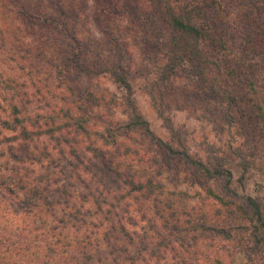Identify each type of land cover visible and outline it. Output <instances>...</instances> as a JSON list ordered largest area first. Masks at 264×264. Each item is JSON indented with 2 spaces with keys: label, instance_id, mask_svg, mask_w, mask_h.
<instances>
[{
  "label": "rangeland",
  "instance_id": "1",
  "mask_svg": "<svg viewBox=\"0 0 264 264\" xmlns=\"http://www.w3.org/2000/svg\"><path fill=\"white\" fill-rule=\"evenodd\" d=\"M57 1L28 0L27 3L31 9L41 5L61 12L69 23L68 30L76 27L78 34H59L48 25L16 15L5 20L1 9L16 7V3L9 6L11 0H0L2 135L13 132L4 129V120L16 125L9 107L11 102L24 107L19 116L29 127L36 123V127L45 128L63 118L57 114L64 102L75 101L81 106V112L89 117L93 137L100 138L98 135L102 132L106 138H117L115 145L105 147L110 157L120 156L128 161L135 157L130 168L132 176L152 179L161 185V193H136L118 202L116 197L124 191L123 183L103 173L101 163L86 150L88 140L83 134H69L68 141H62L59 146L55 140L43 136L38 146L42 151L48 148L46 151L51 152V166L64 171L67 174L64 178L81 173L83 183L76 177L70 178L77 190L82 195H90L92 191L103 202L104 210L93 218L98 226L91 225L85 234H82L85 229L72 230L73 237H70L74 240L85 235L94 238L98 230L110 233V243H105L98 254L102 261L93 264H111L114 258H117L115 264H263L264 247L260 254L247 253V247L252 244V230L241 228L247 226L246 222L233 218L224 220L233 230L230 239L192 229L204 211L210 220L217 222L216 205L205 188L210 186L218 193L231 196L225 191L223 178H202L196 168L179 158L172 159L169 167L155 141L129 127L128 112L123 104L131 95L157 136L173 142L180 138L185 148L198 157L223 162L233 171L232 188L241 195L238 200L248 195L257 196L263 207L264 121L256 122L245 112L244 116L241 110L234 109L235 119L226 123L216 100L202 97L198 81L187 72L180 70L168 78L161 77L158 73V66L163 63L160 32L144 0H59L61 5L55 8ZM200 1V7L206 11L212 5L211 0ZM234 5L235 0H228L227 12L232 20L235 18ZM211 16L214 15L211 13ZM233 31L232 37L237 39L235 31L238 29ZM115 56L121 62L119 69L132 84L131 94L105 72V68L115 62ZM215 61L220 66L213 71L219 68V73L224 72L220 75L222 84L229 86L234 94L242 93L243 74L238 73L239 77L234 78L224 59ZM8 84L15 86L16 91ZM90 89L96 91V96L87 94ZM259 91L264 105V66ZM96 98H104L111 104L100 105ZM103 143V139L98 140V145ZM72 145L84 156L83 161L73 154ZM81 198L79 195L77 201ZM106 200L117 202L110 213L105 211L108 210ZM91 206L92 202L86 203V207ZM122 224L132 233L133 243L125 241L120 231ZM3 232L0 227V234ZM143 239L147 241V251L163 242H168V248L163 247L160 256L152 257L142 249ZM15 240L18 239L13 237L8 243ZM84 250L91 252L93 249L90 246L69 247L70 253L64 254L67 264H74L71 255L73 259L82 260ZM63 256L54 258L49 264H62ZM27 262L34 264L30 260Z\"/></svg>",
  "mask_w": 264,
  "mask_h": 264
},
{
  "label": "trees",
  "instance_id": "2",
  "mask_svg": "<svg viewBox=\"0 0 264 264\" xmlns=\"http://www.w3.org/2000/svg\"><path fill=\"white\" fill-rule=\"evenodd\" d=\"M27 1L11 0L7 5L16 3V7L2 8V17L8 20L10 16L16 15L48 25L59 34L62 32L78 34L76 27L68 30L69 23L62 17L61 12L54 8L50 11L41 5L31 9ZM211 1L212 5L208 7L207 12L205 8L200 7V0H144V3L149 5L160 32L158 39L163 63L158 66V73L162 78H168L180 70L187 72L198 81L202 97L209 101L216 100L222 108V119L226 123L235 119L234 109L241 110L244 116L246 113L256 122L264 121V105L259 96V78L264 66V0H235L233 20L227 12L228 0ZM60 5L58 0L55 8H59ZM211 13L214 16H211ZM236 29L237 39L232 37L233 30ZM221 58L228 63L227 68L231 76L236 78L239 77L238 73L243 74L240 81L242 93L234 94L229 86L222 84L220 75L224 72L219 73V68L216 72L213 71L214 67L220 66L215 59ZM114 60V63L105 68V72L110 73L114 82L131 94L132 84L128 76L119 69L121 62L118 57L115 56ZM8 87L15 90V86L11 84H8ZM87 92L90 97L96 96L93 89ZM130 96L123 104L125 111L128 112L129 127L139 130L155 141L166 157L165 164L170 167L171 160L179 158L196 168L202 178H223L225 191L231 194V196L221 194L214 188L206 186L205 189L216 205L214 215L217 222L210 220L209 214L204 211L201 212L199 220L193 223L192 229H200L202 232L230 239L233 237V230L231 226L225 225L224 220L233 218L235 221L246 222L249 226L242 225L241 228L252 230L250 235L252 244L247 247V253H262L264 247L262 201L253 195L238 200L241 195L232 188L233 171L223 162L198 157L185 148L180 138L173 142L174 140L166 141L157 136ZM96 100L100 101V105L111 104L104 98ZM9 107L16 125L4 120V129L13 132L2 135L0 131V147L7 145L6 148H0V227L4 229L0 234V264L20 262L28 264L27 260L33 261L34 264H49L54 258L61 259L65 253H70L69 247L73 245L75 248L90 246L93 249L91 252L82 251L84 255L82 260L76 257L74 260L70 254L74 264H93L102 261L98 254L105 243H110L109 232L98 230L95 239L85 235L74 240L70 236L73 237L72 230L81 232L85 229L82 232L85 234L91 225L98 226L93 222V218L100 210H104L103 202L92 191L90 195L87 193L82 195L77 190L70 178L76 177L83 183L81 173L76 176L70 174L64 178L63 176L67 175L64 171L53 168L51 152L46 151L48 148L42 151L38 146V140L47 136L55 140L59 146L62 141H68L67 135L83 134L88 140L86 150L91 153L92 158L101 163L103 173L112 175L123 183L124 191L118 198L116 197L118 202L136 193L146 195L161 193V185L152 179L144 180L132 176L130 168L135 157L129 161L121 159L120 156L110 157L105 147L115 145L117 138L111 136L113 138L111 140L102 132L98 135L100 138L93 137L89 117L81 112L82 108L77 102H64L59 109V116L57 114V117L63 118L45 128L36 127V123L34 127H29L24 118L19 116L24 109L21 105L11 102ZM66 129H69L67 134L64 133ZM99 139H103V145H98ZM72 150L73 154L83 161L84 156H81L73 145ZM126 154L128 155L127 152ZM85 187L88 185L85 184ZM79 195L83 197L81 201H77ZM88 202H92L93 206L86 207ZM104 203L108 205V210H105L108 213L117 205L115 200H106ZM120 231L127 243L134 242V237L125 224L120 226ZM13 237L18 240L9 244ZM92 239L95 241L92 242ZM141 247L152 257L160 256L163 247L168 248V242L159 243L147 251V241L143 239ZM116 261L117 258H114L111 264H115ZM67 262L64 255L62 264Z\"/></svg>",
  "mask_w": 264,
  "mask_h": 264
}]
</instances>
